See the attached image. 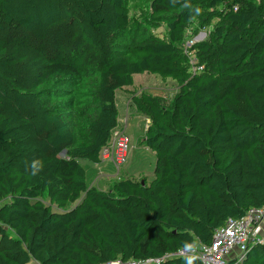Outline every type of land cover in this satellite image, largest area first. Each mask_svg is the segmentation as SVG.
Returning a JSON list of instances; mask_svg holds the SVG:
<instances>
[{
	"label": "trees",
	"instance_id": "trees-1",
	"mask_svg": "<svg viewBox=\"0 0 264 264\" xmlns=\"http://www.w3.org/2000/svg\"><path fill=\"white\" fill-rule=\"evenodd\" d=\"M126 1L0 0V264H189L172 254L264 203V0H149L144 29L164 39L126 35ZM215 17L185 52L192 23ZM145 72L177 83L166 100L131 96L153 177L88 186L81 161L101 162L115 93ZM89 106L76 144L62 108ZM229 264H264V236Z\"/></svg>",
	"mask_w": 264,
	"mask_h": 264
},
{
	"label": "rangeland",
	"instance_id": "rangeland-1",
	"mask_svg": "<svg viewBox=\"0 0 264 264\" xmlns=\"http://www.w3.org/2000/svg\"><path fill=\"white\" fill-rule=\"evenodd\" d=\"M126 5L130 14V30L126 35H130L131 33H135L136 30L141 29V31L146 34L150 33L163 39L166 38V30L163 24L157 26L150 24L147 25L146 29H144L143 22L145 23L148 20L149 0H127ZM218 21L217 17L213 18L203 29H197L196 27H198V23H192V26L189 27L186 32L184 40L185 48L189 49L193 45L191 42L195 43L208 38L210 32L216 26ZM191 58H193V56H191ZM176 90L177 83L173 79L145 72L134 75L133 84L131 86H127L116 91L115 102L119 111L117 117L118 123L115 130H124L123 124H125V118H128L125 132L130 137L129 152L131 151V156H127L126 162L119 168L118 171L110 162H101L98 167H95L91 162L82 160L81 163L86 171L87 184H91L93 182L98 188L108 190L112 181L123 176L125 165H128L135 171L130 172L131 174L125 173L126 177L128 176L131 178L141 179L145 176L147 179H152L155 155L150 154L152 153L151 150L149 148H144V146L140 144L150 121L146 116L136 111L131 103V96L133 92L140 94L144 91L166 100L172 97ZM56 103L57 101L55 100L52 102V105ZM89 108V111L83 110L79 112L73 109L62 108V111H73L74 116L70 115L65 118V120L68 122L75 134L76 144H82L87 139L85 123L92 117L90 114L92 107L89 106ZM140 168L142 171L141 173H138L137 171ZM261 233H263L264 236V229ZM28 264H34V262L31 261Z\"/></svg>",
	"mask_w": 264,
	"mask_h": 264
},
{
	"label": "built area",
	"instance_id": "built-area-1",
	"mask_svg": "<svg viewBox=\"0 0 264 264\" xmlns=\"http://www.w3.org/2000/svg\"><path fill=\"white\" fill-rule=\"evenodd\" d=\"M194 44V42H191ZM187 47V45H186ZM185 48V47H184ZM187 52V48H185ZM191 71L197 73L203 70V65L197 64L195 56L188 52ZM193 56V58H191ZM112 130L109 140L101 148L99 158L101 162H110L117 171L127 160L130 137L125 130ZM264 229V203L260 207H252L238 219L229 218L224 225L214 230L210 243H198L192 248H180L172 255L195 257L201 264H229V262L243 254L248 243L261 240ZM160 259H145L141 261H120L106 264H154Z\"/></svg>",
	"mask_w": 264,
	"mask_h": 264
},
{
	"label": "crops",
	"instance_id": "crops-1",
	"mask_svg": "<svg viewBox=\"0 0 264 264\" xmlns=\"http://www.w3.org/2000/svg\"><path fill=\"white\" fill-rule=\"evenodd\" d=\"M119 111V110H118ZM127 119L128 118H125V124H123V129L125 130V127H126V123H127ZM144 148H146L147 149V147H144ZM152 153H150V154H154V152L153 151H151ZM131 156V151L129 152V154H128V157H130ZM93 164V166H95V167H98L100 164H101V162L100 163H92ZM134 170L133 169H131L128 165H125V167H124V171H123V176H125V173H127V174H131L130 172H133ZM141 168L140 169H138V173H141ZM135 172V171H134ZM118 179V178H117ZM107 184V183H106ZM88 186H95L94 185V183L92 182L91 184H88ZM96 188H98L97 186H95ZM98 189H100V188H98ZM102 190H104V189H102Z\"/></svg>",
	"mask_w": 264,
	"mask_h": 264
},
{
	"label": "clouds",
	"instance_id": "clouds-1",
	"mask_svg": "<svg viewBox=\"0 0 264 264\" xmlns=\"http://www.w3.org/2000/svg\"><path fill=\"white\" fill-rule=\"evenodd\" d=\"M189 248H192L193 245H188ZM191 259H195V257H192ZM191 259L189 260V264H191Z\"/></svg>",
	"mask_w": 264,
	"mask_h": 264
},
{
	"label": "water",
	"instance_id": "water-1",
	"mask_svg": "<svg viewBox=\"0 0 264 264\" xmlns=\"http://www.w3.org/2000/svg\"><path fill=\"white\" fill-rule=\"evenodd\" d=\"M64 153H65V152H64V151H62V152L60 153V155H64ZM141 183H143V181H141Z\"/></svg>",
	"mask_w": 264,
	"mask_h": 264
}]
</instances>
